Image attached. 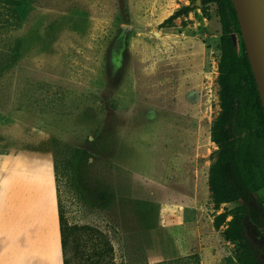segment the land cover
I'll return each instance as SVG.
<instances>
[{
  "label": "rangeland",
  "instance_id": "1",
  "mask_svg": "<svg viewBox=\"0 0 264 264\" xmlns=\"http://www.w3.org/2000/svg\"><path fill=\"white\" fill-rule=\"evenodd\" d=\"M20 1L0 0V111L89 154L88 181L109 194V206L82 222L107 234L114 260L250 264L227 240L228 225L214 227L239 204L216 210L208 185L220 113L216 6ZM185 6L188 16L162 25ZM56 251L49 264H63ZM41 259L0 253V264Z\"/></svg>",
  "mask_w": 264,
  "mask_h": 264
},
{
  "label": "trees",
  "instance_id": "2",
  "mask_svg": "<svg viewBox=\"0 0 264 264\" xmlns=\"http://www.w3.org/2000/svg\"><path fill=\"white\" fill-rule=\"evenodd\" d=\"M7 2L21 4L20 0ZM201 3L203 8L216 6L221 24L220 113L211 129V139L218 149L208 185L216 210L226 204H239L215 216L214 227L219 230L228 225L227 240L239 242L250 264H264V198L257 196L264 191L262 99L233 1L201 0ZM192 11L191 6L182 7L162 25L173 26L175 20ZM52 142L63 264H129L114 260V247L105 232L82 222L87 214L104 213L109 206V194L88 181L89 154L79 148H63L56 139ZM230 216L232 220L228 222Z\"/></svg>",
  "mask_w": 264,
  "mask_h": 264
},
{
  "label": "crops",
  "instance_id": "3",
  "mask_svg": "<svg viewBox=\"0 0 264 264\" xmlns=\"http://www.w3.org/2000/svg\"><path fill=\"white\" fill-rule=\"evenodd\" d=\"M52 136L0 111V253L61 258Z\"/></svg>",
  "mask_w": 264,
  "mask_h": 264
},
{
  "label": "water",
  "instance_id": "4",
  "mask_svg": "<svg viewBox=\"0 0 264 264\" xmlns=\"http://www.w3.org/2000/svg\"><path fill=\"white\" fill-rule=\"evenodd\" d=\"M232 1L264 108V0ZM196 4L201 5V0Z\"/></svg>",
  "mask_w": 264,
  "mask_h": 264
}]
</instances>
